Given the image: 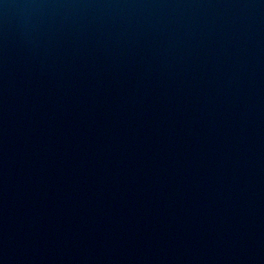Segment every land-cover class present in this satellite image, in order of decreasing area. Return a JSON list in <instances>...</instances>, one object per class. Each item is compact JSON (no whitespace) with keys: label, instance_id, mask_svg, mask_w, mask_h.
<instances>
[{"label":"water","instance_id":"1","mask_svg":"<svg viewBox=\"0 0 264 264\" xmlns=\"http://www.w3.org/2000/svg\"><path fill=\"white\" fill-rule=\"evenodd\" d=\"M0 264H264V0H0Z\"/></svg>","mask_w":264,"mask_h":264}]
</instances>
